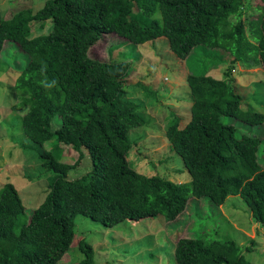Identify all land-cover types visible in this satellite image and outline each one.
Masks as SVG:
<instances>
[{
    "label": "trees",
    "instance_id": "16d2710c",
    "mask_svg": "<svg viewBox=\"0 0 264 264\" xmlns=\"http://www.w3.org/2000/svg\"><path fill=\"white\" fill-rule=\"evenodd\" d=\"M247 1L46 0L37 11L24 8L10 18L0 15V51L14 42L27 54L11 86L27 108L24 133L42 165L54 172L50 190L30 214L15 184L3 186L0 264H58L73 245L78 215L108 228L160 215L173 223L190 204L207 203L211 211L229 195H239L264 226V112L243 108L244 97L231 86L227 71L220 79L208 70L187 76L193 96L191 120L182 128L180 116L174 115L165 131L191 176L189 183H178L138 172L128 159L133 148L130 130L148 123L125 96L131 61L89 55L106 34L134 44L164 36L180 58L202 46L207 57L218 56L219 62L217 50L222 49L232 62L261 65L264 71V0L254 6L260 13L253 19L243 18ZM48 21V33L33 35L32 22L44 29ZM55 116L61 119L59 127ZM225 117L260 128L261 135L245 133ZM63 145L79 152L75 164L62 162ZM84 151L92 158V170L69 176ZM219 238V228L214 236L195 231L192 237L180 238L176 264H252L242 246ZM79 247L85 254L80 264H95L93 245L82 239Z\"/></svg>",
    "mask_w": 264,
    "mask_h": 264
},
{
    "label": "rangeland",
    "instance_id": "374dc122",
    "mask_svg": "<svg viewBox=\"0 0 264 264\" xmlns=\"http://www.w3.org/2000/svg\"><path fill=\"white\" fill-rule=\"evenodd\" d=\"M258 1L246 2L244 19L258 16L260 12L254 7ZM45 2L0 0V15L10 18L24 8L37 11ZM245 22L247 33L251 34L249 20ZM51 24L48 21L41 29L40 23L32 22L33 35L48 33ZM217 51L220 52L219 62H216L218 56L217 59L216 56L207 57L209 52L203 51L202 46L183 59L170 49L164 36L144 44H134L114 33L106 34L90 49L92 58L132 63V71L124 85L125 96L136 103L138 111L148 119V123L132 128L129 134L133 148L128 159L138 172L148 176L158 174L178 183L191 181L183 159L173 149L165 131L174 115L180 116L182 128L191 120L193 96L187 76L192 72L203 74L208 70V74L220 79L227 71L231 76V86L244 97L243 108L251 106L264 112L262 66L245 67L239 61L232 62L231 55L224 50ZM26 62L27 54L14 42L5 44L0 51V192L6 183H14L27 214H30L46 197L54 172L42 165L37 158L38 152L24 133L22 117L27 108L22 107L21 99L16 98L15 91H12L19 68ZM224 119L230 121L233 118ZM234 122L240 124L245 133L261 135L260 128ZM60 124V117L55 116V127ZM51 145L52 141L45 147L49 149ZM260 147L263 155L264 141ZM63 149L62 162L75 164L79 160V152L71 146L63 145ZM77 164L69 176H82L93 168L87 151ZM207 207V203L201 206L190 204L173 223L160 215L156 219H143L140 224L124 222L116 228L105 227L99 221L78 215L73 245L58 264H80L85 257L79 247L82 239L93 245L95 264H176L175 246L180 238L192 237L195 231H206L214 236L216 228L220 229V240L232 239L242 246L244 255L252 264H264V226L255 221L244 199L239 195H229L225 203L211 207V211Z\"/></svg>",
    "mask_w": 264,
    "mask_h": 264
}]
</instances>
